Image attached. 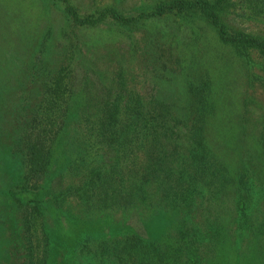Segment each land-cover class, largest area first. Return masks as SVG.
I'll list each match as a JSON object with an SVG mask.
<instances>
[{
	"label": "rangeland",
	"instance_id": "obj_1",
	"mask_svg": "<svg viewBox=\"0 0 264 264\" xmlns=\"http://www.w3.org/2000/svg\"><path fill=\"white\" fill-rule=\"evenodd\" d=\"M67 1L76 8L80 17L100 11L108 4L129 17L138 9L150 7L154 0ZM64 6L62 0H0V264H24L23 257L30 264L31 254L26 252L25 247L31 243L28 237L31 232L33 243H43L30 210L35 205L42 206L46 221L51 226L46 224L45 232L49 240L56 244L51 246L52 252L57 255L54 258L49 256L52 264H117L109 253L111 249L97 258L94 254L78 253L79 246H94L104 238L107 242L110 239L118 240L132 232L154 242L170 239L173 235L175 238L178 230L186 227L193 217V209L169 214L166 208L156 206L151 219L143 224L137 216L136 211L139 210L128 206L99 211L93 218H88L89 225H84L87 216L68 194V188L79 182V174L83 171L76 173L65 169L66 161L71 158V170L78 171V158L85 149L81 137L78 138L77 108L70 112L74 118L69 120L68 127L71 130L67 131V146L61 148L59 161L54 165L60 170L51 168L39 191L27 192L22 189L26 172L23 137L26 129L33 127L28 122L36 113H42L46 90L43 85L48 84L60 66L66 65L64 53L71 49L65 34L75 29L70 27L71 21ZM224 21L230 30L264 41V15L231 7ZM85 28L76 29L77 39L83 41L80 50L84 68H76L75 87L83 95V100L86 96H92L99 105L107 94L113 97V93L107 92L109 75L106 72L119 69L125 70L128 88L138 91L145 98L179 96L178 86L173 81L167 86L173 92L162 91L159 87L158 90L153 89V83L157 81L155 77L158 79L160 76L169 55L178 53L183 54L187 63L198 64L195 70L175 75L184 78L185 83L200 79L199 73L207 66L217 84L215 89L227 85L224 91L219 90L222 93L220 102L225 106V114L233 119L232 124L235 126L231 125L230 135L234 137L240 152L235 159L231 158L234 162L230 164L234 182L228 188L229 196L234 201L246 203L248 215L257 211L252 220L264 219V213L260 210L264 208V191L258 194L264 189V151L256 143L264 129V59L255 51L250 52L249 63L244 58H237L234 49L222 44L216 30L199 15L172 14L122 25L111 18H104L93 28ZM90 67L95 70L92 75L86 73L87 70L91 71ZM166 73L163 81L169 75V72ZM158 80L162 82V78ZM130 98L132 100V94ZM239 128L244 129L246 134L240 135ZM253 133L254 137L251 138ZM214 140L225 143L221 139ZM80 168L83 170L84 165L81 164ZM57 173L61 174V179L56 177ZM117 178L122 184L119 181L115 183L113 179L109 188L115 185L117 190L122 185V191L130 190L132 175ZM105 179L111 182L110 175H106ZM58 194H63L64 199L60 200ZM52 201H58L59 204ZM189 212L191 216L185 215ZM100 215L103 217H98ZM60 217L63 225H66L62 219L64 217L71 219L77 227L56 233ZM25 219L30 220L32 225L28 227L27 233L24 232ZM92 220L96 221L91 225ZM102 220H107L109 229L104 225V229H101L104 232L99 234L102 224H97V221ZM252 220L241 221V230L236 229L238 232L230 236L231 231H228V237L223 233L225 238L218 244L208 264H264V222L253 226L254 235H249L251 232L247 235L246 229L253 225ZM31 227H34L33 231ZM243 233L247 236L243 237ZM47 236L44 235L45 243L49 242ZM37 256H41L39 247L33 259L37 260ZM126 262L132 264V254L126 257Z\"/></svg>",
	"mask_w": 264,
	"mask_h": 264
},
{
	"label": "trees",
	"instance_id": "obj_2",
	"mask_svg": "<svg viewBox=\"0 0 264 264\" xmlns=\"http://www.w3.org/2000/svg\"><path fill=\"white\" fill-rule=\"evenodd\" d=\"M62 2L71 21L70 27L75 29L65 34L71 49L64 53L66 65L60 66L48 84L43 85L46 90L43 106L41 105L42 113H36L28 122L33 127L26 129L23 137L26 172L22 189L37 192L51 168L60 170V167L54 165L59 161L61 148L66 145L67 131L71 130L68 124L74 115L71 116L70 112L77 108L78 138L81 137L80 141L84 143L85 149L78 158V171L71 170V158L66 161L65 169L67 172L83 171L79 174V182L68 188V194L80 205L78 206L82 208L84 216H87L84 225H89L88 218H93L99 211L112 208H137V216L143 224L151 219L156 206L166 208L169 214L193 209L191 222L178 230L175 238L172 236L174 239L154 242L144 240L132 232L118 240L110 239L107 242L104 238L94 246L82 244L78 253L94 254L99 258L102 253L111 249L109 253L117 264H128L126 257L129 254H132V264H208L214 251H217L218 244L226 234L228 237L227 232L231 231L230 236L231 233L240 231L241 221H250L257 213L252 211L248 215L244 200H241L242 204L229 196L228 188L234 182L230 168V164L234 162L231 158L235 159L240 152L234 137L230 135V128L235 124L225 114V106L220 102L222 93L219 90L224 91L227 85L225 88L219 86L215 89L217 84L207 66L199 73L200 79L185 83L184 78L175 75L195 70L198 64L187 63L183 54L178 53L169 55V60L163 65L158 77L162 78V82H158L155 77L157 81L153 83V89L158 90L159 87L162 91L173 92L167 87L173 81L178 86L179 96L166 99L145 98L138 91L128 88L125 70L119 69L106 72L109 75L107 92L113 93V97L107 94L99 105L92 96H86L83 100V95L75 87L76 68H84L80 50L83 41L77 39L76 29H91L104 18H111L122 25L172 14L199 15L216 30L217 38L222 44L231 46L237 58H244L249 63L252 51L264 59V41L230 30L224 20L231 7L249 9L252 13L264 15V0H154L150 7L138 9L129 17L123 16L109 4L100 11L80 17L73 5L67 0ZM191 52L195 54V51ZM203 57L204 54L201 58ZM90 61L95 62L94 59ZM90 69L86 73H95L93 67ZM166 72L169 75L163 81ZM239 130L240 135L246 134L244 129ZM262 133L256 143L264 151V129ZM253 137L254 133L251 135ZM214 139H221L225 143ZM66 149L68 151L67 147ZM117 160L122 162L117 163ZM81 164L84 165L83 170L80 168ZM237 164L240 163L237 161ZM60 165L62 168L63 162ZM106 175H110V183L105 179ZM123 175H132L130 190L122 191V185L117 190L115 185L109 188L113 179L115 183H121L117 177ZM56 177L61 179L62 176L57 173ZM253 177L255 179L254 175ZM263 191L264 189L260 190L258 194ZM113 192L126 194L117 195ZM57 197L64 199L63 194H58ZM52 203L59 204L58 201ZM30 210L43 237V243H33L31 232L28 236L31 243L25 247L26 252L31 254L29 262L52 264L49 256L54 258L57 255L51 248L56 244L49 240L45 232L46 224L50 226V223L46 221L41 205H35ZM260 210L264 213V208ZM185 215L191 216V213ZM59 219L56 226L58 234L77 227L71 219L62 218L66 225L62 224L61 217ZM25 221L24 232L27 233L28 227L32 225L30 220ZM95 221L92 220L90 224ZM258 222L262 223L264 219L252 220L253 225L246 229L247 235L248 232H251L249 235H254L253 226H257ZM97 224H102L100 230L104 229V225L109 229L107 220L97 221ZM34 227H31V231ZM103 232L101 230L99 234ZM44 235L48 237V243H45ZM247 235L243 233V237ZM38 247L41 256L34 260L33 255ZM23 258L24 264H28L26 258Z\"/></svg>",
	"mask_w": 264,
	"mask_h": 264
}]
</instances>
